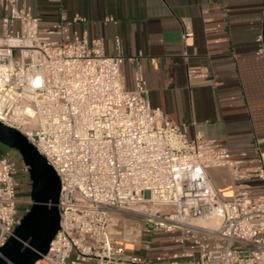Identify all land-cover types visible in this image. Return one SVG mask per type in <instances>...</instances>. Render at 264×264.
Listing matches in <instances>:
<instances>
[{"label": "built area", "instance_id": "obj_1", "mask_svg": "<svg viewBox=\"0 0 264 264\" xmlns=\"http://www.w3.org/2000/svg\"><path fill=\"white\" fill-rule=\"evenodd\" d=\"M86 20L61 16L41 27L19 0H0V122L22 133L60 181L59 228L34 264H264V191L252 185L264 187V151L234 158L217 140L190 135L150 103L141 55H123L118 37L106 53L102 38L72 29ZM211 169L227 171L230 197L215 189ZM19 174L28 166L0 155V247L28 209L19 210ZM212 217L215 227L194 224ZM155 233L174 243L172 255L133 253Z\"/></svg>", "mask_w": 264, "mask_h": 264}, {"label": "crops", "instance_id": "obj_2", "mask_svg": "<svg viewBox=\"0 0 264 264\" xmlns=\"http://www.w3.org/2000/svg\"><path fill=\"white\" fill-rule=\"evenodd\" d=\"M19 5L41 27L57 24L61 16L85 17L72 29L102 38L108 54L115 52L118 37L123 55H141L150 103L186 125L190 135L217 140L234 158L252 159L257 149L264 151V56L258 54L264 45V0H19ZM132 68L123 65L128 87ZM10 149L0 143V155L15 156ZM22 163L19 158L17 165ZM212 171L231 188L227 171L211 169L208 175L228 198ZM29 191L21 184L20 213L30 205ZM175 250L166 234L155 233L143 234L133 253L164 261Z\"/></svg>", "mask_w": 264, "mask_h": 264}, {"label": "water", "instance_id": "obj_3", "mask_svg": "<svg viewBox=\"0 0 264 264\" xmlns=\"http://www.w3.org/2000/svg\"><path fill=\"white\" fill-rule=\"evenodd\" d=\"M0 143L18 152L28 166L31 199L11 236L0 247V264H34L59 228L60 181L45 158L17 129L0 122Z\"/></svg>", "mask_w": 264, "mask_h": 264}, {"label": "rangeland", "instance_id": "obj_4", "mask_svg": "<svg viewBox=\"0 0 264 264\" xmlns=\"http://www.w3.org/2000/svg\"><path fill=\"white\" fill-rule=\"evenodd\" d=\"M11 151H13V149H10ZM14 152V151H13ZM11 160H13L16 164H17V162H18V159L20 158V156H19V154L17 153V151H16V154H15V156H10L9 157ZM18 178L20 179V180H22V186L24 187V186H26V185H29L30 186V180H29V174L28 175H22V174H19L18 175ZM27 183V184H26ZM252 185H254L255 186V188H254V190L253 191H258V192H263L264 191V187L263 186H261V185H259L257 182H252ZM224 186V185H223ZM227 187L229 186V184L227 183V185H226ZM226 186H224L225 187V189L222 191L221 190V192L225 195V194H229V197L232 195V191H231V188H230V186L227 188ZM230 191H229V190ZM228 190V191H227ZM23 196H26V194H24V193H21L20 194V197H23ZM122 216H124V217H132L131 215H129V214H122ZM135 219L136 220H138V222H140L141 223V221H142V219L143 218H141V217H138V216H136L135 217ZM202 219H205V221H207L208 219L209 220H211V221H213L214 219H215V217H212V218H202ZM135 220V221H136ZM130 221L129 220H126V224H127V226L128 225H130ZM141 238V237H140ZM140 238L138 239V242L136 243V247L138 246V243H139V240H140Z\"/></svg>", "mask_w": 264, "mask_h": 264}, {"label": "bare ground", "instance_id": "obj_5", "mask_svg": "<svg viewBox=\"0 0 264 264\" xmlns=\"http://www.w3.org/2000/svg\"><path fill=\"white\" fill-rule=\"evenodd\" d=\"M214 173H216V176H218L220 174V173L213 172V171H212L211 174H214ZM217 179L219 180V183H220V184L218 183V185L221 187V188H218V189H222V191H223L225 189V187L222 185L224 183L223 178L221 176H218ZM218 223H219V220L217 218H215L213 221H211L209 219L207 221H205V219H202V218H199V219L194 221V224H197L199 226H204V227H215V226L218 225ZM120 245L123 246V247H130V244H128V243H121Z\"/></svg>", "mask_w": 264, "mask_h": 264}]
</instances>
